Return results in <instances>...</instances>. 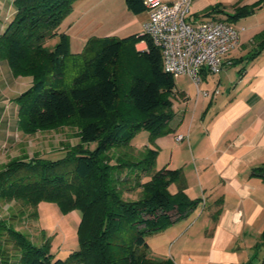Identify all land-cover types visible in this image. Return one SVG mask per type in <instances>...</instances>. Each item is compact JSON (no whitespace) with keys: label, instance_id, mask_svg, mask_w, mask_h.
I'll list each match as a JSON object with an SVG mask.
<instances>
[{"label":"trees","instance_id":"trees-1","mask_svg":"<svg viewBox=\"0 0 264 264\" xmlns=\"http://www.w3.org/2000/svg\"><path fill=\"white\" fill-rule=\"evenodd\" d=\"M74 1L15 0V15L0 34V57L15 75L32 77L18 96L20 129L28 133L61 124L78 129V142L57 158L36 155L3 164L0 200L31 207L28 215L36 219L41 201L55 202L63 212L79 209L78 248L56 258L47 239L34 243L12 225L11 215L0 219V264H174L150 257L146 236L186 217L199 200L185 192L181 168L155 170L157 150L131 145L141 130L151 142L172 132L174 74L163 70L159 48L144 34L90 36L80 52L71 53L69 34L59 28ZM125 4L134 14L146 10L143 0ZM262 6L264 0H257L223 12L214 5L203 14L223 12L234 22ZM53 38L57 42L47 46ZM139 40L146 41L145 51L134 48ZM255 40L251 57L264 48V30ZM172 183L175 192L169 190ZM133 187L139 195L125 198Z\"/></svg>","mask_w":264,"mask_h":264},{"label":"crops","instance_id":"crops-1","mask_svg":"<svg viewBox=\"0 0 264 264\" xmlns=\"http://www.w3.org/2000/svg\"><path fill=\"white\" fill-rule=\"evenodd\" d=\"M14 2L0 0V34L15 15ZM85 2L91 0H75L66 18L87 12ZM207 2L204 8L220 0ZM109 11L115 10L110 7ZM127 11L123 10L125 22L119 27L125 32L123 37L141 34L147 11ZM253 14L259 16L260 12ZM222 17L226 15L215 18ZM62 23L64 20L61 31ZM237 26L244 29L238 45L226 55L230 64L218 73L202 72L197 86L187 75V86L176 85L170 121L173 144L167 165L178 168L182 161L193 163L191 174L183 170L185 192L191 195V180L196 181L206 199L197 216L189 218L199 210L195 207L167 233H161L169 243L167 252L148 243V255L154 259L168 258L174 264H264V48L250 56L264 21L254 17L252 23ZM248 30L246 36L243 32ZM134 48L145 51L146 41H136ZM31 83L30 75H15L8 61L0 57V167L9 157L20 156L18 147L26 134L19 127L18 96ZM179 134L183 139H177ZM163 139L165 136H159L157 145L162 147Z\"/></svg>","mask_w":264,"mask_h":264},{"label":"rangeland","instance_id":"rangeland-1","mask_svg":"<svg viewBox=\"0 0 264 264\" xmlns=\"http://www.w3.org/2000/svg\"><path fill=\"white\" fill-rule=\"evenodd\" d=\"M101 0V3L98 6L99 0H91V2H85L83 4L88 7L87 12H81L77 15L76 18L67 19L69 13L63 19L65 23H62L61 29L66 30L70 38V52L76 53L80 52L86 40L90 36H115L118 38L123 37L124 31L119 28L125 22V14L123 10L125 9L126 4L125 0ZM208 0H191L189 7V12L187 14V20L193 22L198 19L205 18H215L219 14H224L223 12H231L234 7L242 4H251L256 0H220V2H214L209 6L210 8L216 5L219 9H222L223 12L214 11L210 16L203 14L204 7H206ZM211 3V2H210ZM112 7L115 11L110 12L109 9ZM93 9V10H92ZM260 12L259 16L256 14H251L246 17L234 21L236 25L239 24H250L254 20V17L264 21V6L258 7L256 11ZM261 10V11H260ZM128 13L130 11H127ZM130 14V13H129ZM78 18V19H77ZM71 22H75L73 27H69ZM78 22V23H77ZM120 29V30H119ZM127 31V30H126ZM246 33L243 32L246 36ZM253 32V30H252ZM57 42V38L47 40V46L51 47ZM255 48V47H254ZM254 50V49H253ZM71 62L72 59H68V62ZM71 73V69H68V74ZM123 75L121 70V76H123V88L128 85L127 78L128 73L126 68L123 69ZM175 83L178 87H185L190 82L189 79L180 74H175ZM128 87V86H127ZM177 98H174V102ZM77 128L69 124H61L52 128H40L36 129L33 132H24L26 135L23 137L18 147V155L16 157H9V160L15 158H32L34 156L44 157V158H57L64 154L66 146L68 144H75L78 142V137L76 135ZM172 132L162 135L165 136L163 139L162 147L157 145L156 138L154 142L150 141L149 133L146 130H141L135 134L131 140V145L135 150H143L145 148H151L152 150H157L156 157L154 161V169L157 170L164 165H167L171 157V149L173 144ZM92 147V146H91ZM161 147V148H160ZM17 153V154H18ZM8 160V161H9ZM7 161V162H8ZM175 163V162H174ZM171 164H168V166ZM178 168H181L182 171L185 170V173H190V168L193 167V163L187 164L185 161L180 162ZM184 174V173H183ZM149 179V176H143L142 180ZM196 182V181H195ZM191 180L189 198L193 200H199L200 204L196 208L203 205L206 199L205 194L196 186V183ZM187 183V180H186ZM176 184L172 183L169 186L171 192L176 191ZM139 188L133 187L130 190H125L124 197L127 199H135L140 191ZM22 208V209H21ZM20 210H23L24 213H19ZM32 208L29 206H22L21 202H3L0 200V219L8 218L9 216H14L10 218L12 225L21 232L25 233L34 243H42V239H47L49 242L50 252L54 254L56 258L64 259L68 254L78 248V226L81 219V211L79 209H72L67 212H63L55 202L51 201H41L37 205V219L29 216ZM199 210L190 214V219L194 218L199 214ZM182 219V218H181ZM180 219V220H181ZM176 222V221H175ZM174 222L166 226L164 229L147 235L146 241L149 244L158 245L162 252H167L169 243L166 237L162 238L161 233H167L168 228L174 226ZM177 226H180L177 224ZM164 259V258H163Z\"/></svg>","mask_w":264,"mask_h":264},{"label":"built area","instance_id":"built-area-1","mask_svg":"<svg viewBox=\"0 0 264 264\" xmlns=\"http://www.w3.org/2000/svg\"><path fill=\"white\" fill-rule=\"evenodd\" d=\"M143 3L148 19L141 34L159 48L164 71L187 75L197 86L202 72L218 73L231 63L226 55L238 45L243 26L225 17L188 21L191 0H143ZM176 137L181 140L184 136Z\"/></svg>","mask_w":264,"mask_h":264}]
</instances>
